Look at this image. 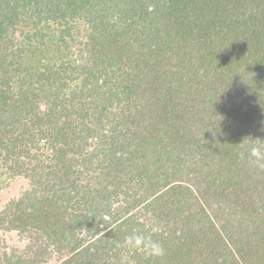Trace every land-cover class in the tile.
Wrapping results in <instances>:
<instances>
[{"label":"trees","instance_id":"obj_1","mask_svg":"<svg viewBox=\"0 0 264 264\" xmlns=\"http://www.w3.org/2000/svg\"><path fill=\"white\" fill-rule=\"evenodd\" d=\"M261 127L264 0H0V264H264Z\"/></svg>","mask_w":264,"mask_h":264},{"label":"clouds","instance_id":"obj_2","mask_svg":"<svg viewBox=\"0 0 264 264\" xmlns=\"http://www.w3.org/2000/svg\"><path fill=\"white\" fill-rule=\"evenodd\" d=\"M260 131L264 132V127H261ZM240 144L242 146V150L239 153L241 158H246L251 167L264 171V138L253 139L245 137ZM123 246L126 248H135L147 256L154 258L165 255V248L159 241L154 240L150 234L138 231H134L126 237Z\"/></svg>","mask_w":264,"mask_h":264},{"label":"rangeland","instance_id":"obj_3","mask_svg":"<svg viewBox=\"0 0 264 264\" xmlns=\"http://www.w3.org/2000/svg\"><path fill=\"white\" fill-rule=\"evenodd\" d=\"M28 188V182L22 177L10 180L7 185L0 190V210L11 200L17 199L18 196ZM0 242H5L7 246L22 247L24 244L19 240L16 232L3 233L0 232ZM3 244V243H2ZM0 244V245H2ZM57 258L51 260L55 264Z\"/></svg>","mask_w":264,"mask_h":264}]
</instances>
